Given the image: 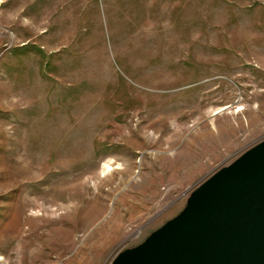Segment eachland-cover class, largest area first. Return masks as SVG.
Masks as SVG:
<instances>
[{"label": "rangeland", "instance_id": "rangeland-1", "mask_svg": "<svg viewBox=\"0 0 264 264\" xmlns=\"http://www.w3.org/2000/svg\"><path fill=\"white\" fill-rule=\"evenodd\" d=\"M263 139L264 0H0V264H112Z\"/></svg>", "mask_w": 264, "mask_h": 264}, {"label": "water", "instance_id": "water-1", "mask_svg": "<svg viewBox=\"0 0 264 264\" xmlns=\"http://www.w3.org/2000/svg\"><path fill=\"white\" fill-rule=\"evenodd\" d=\"M112 264H264V139L209 176L178 216Z\"/></svg>", "mask_w": 264, "mask_h": 264}, {"label": "bare ground", "instance_id": "bare-ground-1", "mask_svg": "<svg viewBox=\"0 0 264 264\" xmlns=\"http://www.w3.org/2000/svg\"><path fill=\"white\" fill-rule=\"evenodd\" d=\"M213 151V150H211ZM200 152V153H196L193 157H189V158H186V159H183V161L178 165V167H176L177 169L176 170H180V171H187V169L192 165V164H197L199 163L202 159H206L207 157H211V153L212 152ZM180 161V160H179ZM122 221L123 219L122 218H119L118 219V222L116 223V225L114 226V229L115 230H118L120 229V225H119V222L120 224H122ZM113 230V229H112Z\"/></svg>", "mask_w": 264, "mask_h": 264}]
</instances>
